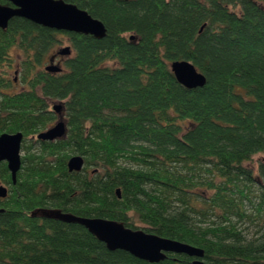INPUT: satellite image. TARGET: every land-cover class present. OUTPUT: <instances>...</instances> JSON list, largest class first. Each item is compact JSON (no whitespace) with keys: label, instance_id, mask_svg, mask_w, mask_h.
<instances>
[{"label":"trees","instance_id":"trees-1","mask_svg":"<svg viewBox=\"0 0 264 264\" xmlns=\"http://www.w3.org/2000/svg\"><path fill=\"white\" fill-rule=\"evenodd\" d=\"M64 1L102 21L106 37L20 17L0 29V136L23 134L16 182L0 164V264H264V163L250 167L264 154V0ZM63 38L75 55L48 73ZM15 50L27 89L12 93L4 68ZM176 61L194 64L206 85L182 86ZM51 101L64 103L68 132L41 141L58 119ZM77 155L85 167L70 172ZM52 211L120 222L204 256L150 263Z\"/></svg>","mask_w":264,"mask_h":264},{"label":"water","instance_id":"water-1","mask_svg":"<svg viewBox=\"0 0 264 264\" xmlns=\"http://www.w3.org/2000/svg\"><path fill=\"white\" fill-rule=\"evenodd\" d=\"M13 6L0 5V29L6 30L13 18L20 17L57 31L92 35L102 39L107 35L104 23L94 18L86 10L67 3L64 0H8ZM131 1V0H122ZM133 39V38H132ZM70 47L61 51V55L69 56ZM177 81L187 89L202 88L206 85V77L188 61H176L171 65ZM47 70L61 72L57 66ZM63 105H55L53 110L57 114L62 112ZM67 124L60 121L52 128L38 135L41 141L53 142L67 135ZM22 142L23 134H3L0 136V164L8 163L9 170L16 182L17 174L22 167ZM70 172H81L85 167V159L80 156L70 158L68 162ZM120 195V191H118ZM8 189L0 186V197L6 198ZM45 215L64 221L84 226L99 241L105 243L110 251L122 250L133 256L150 262L160 263L167 258V253H185L189 256H204V251L193 246L165 239L157 235L146 233L142 230L127 228L124 224L102 218H82L60 211L44 212ZM194 264H208L205 261H196Z\"/></svg>","mask_w":264,"mask_h":264},{"label":"rangeland","instance_id":"rangeland-1","mask_svg":"<svg viewBox=\"0 0 264 264\" xmlns=\"http://www.w3.org/2000/svg\"><path fill=\"white\" fill-rule=\"evenodd\" d=\"M68 47H70V48L72 49L71 44L69 43L68 39H67V38H63V43L60 44L59 47L56 48V49L60 51V50H62V49L68 48ZM56 49H55V50H56ZM55 50H54V51H55ZM54 51H53V52H54ZM53 52H52V53H53ZM52 53H51V54H52ZM74 55H75V51L72 49L71 54H70L69 56H65V57L62 59V65H61V67H62L63 69H64V63H65V61H66L68 58H70V57H72V56H74ZM11 59H14V62L12 63L13 66H12L11 68H10L9 66H6V67L4 68V70L8 72V74H9V76H10L11 78H14V79H15V78H18V81L15 82V86H14V88H13L12 90H10V91H11L12 93H15V92H21V91L27 89V86L23 85L22 81L19 79V74L16 75V74H15V71H16L17 66H19L20 63H21V61H22V53H21L19 50L12 51V58H11ZM47 64L49 65V59H48V63H47ZM59 104L64 105V103L59 102V101H51V102H50V105H51V106L59 105ZM56 116L58 117L56 123H58V122H60V121H64V122L67 124V120H66L67 118H66V113H65L64 109H62V112H61L60 114H57ZM54 125H55V124H54ZM261 163H264V154H260V155L256 156L255 159H254V162L250 164V167H252L255 171H257L258 166H259ZM128 165H131V164H128ZM0 186H2L1 183H0ZM137 224H138L139 227H143V225H141L139 222H138ZM208 224H209V223H208ZM254 230H255L254 228H250V229H248V231H249V237H252V236L255 237Z\"/></svg>","mask_w":264,"mask_h":264},{"label":"flooded vegetation","instance_id":"flooded-vegetation-1","mask_svg":"<svg viewBox=\"0 0 264 264\" xmlns=\"http://www.w3.org/2000/svg\"><path fill=\"white\" fill-rule=\"evenodd\" d=\"M10 3V2H9ZM11 4V3H10ZM0 5H3V4H0ZM4 6H13L12 4L11 5H4ZM59 47V45H57L54 49H52V51H51V53L56 49V48H58ZM63 50V49H62ZM62 50H55L52 54L50 53L49 54V56H48V58H47V60H46V62L44 63V65H43V67H42V69L43 70H45L46 72H48V73H51V74H60V73H62V71H63V68L61 67V65H62V59L65 57L64 55H61V51ZM48 59H49V65L47 64L48 63ZM13 66V64L11 63V64H7L6 66ZM51 66H57V67H59V68H61L62 69V71L61 72H52V71H49V70H47V68H49V67H51ZM19 69H20V65L19 66H17V68H16V71H15V74L16 75H18L19 74ZM15 80V82H17L18 81V78H15L14 79ZM55 106V105H54ZM54 106H52L53 108H54ZM54 111V110H53ZM56 113V112H55ZM57 114V113H56ZM54 124H56V122L54 123ZM54 124H53V126H54ZM53 126H51V128L53 127ZM50 129V128H49ZM2 184V183H1ZM2 186H5L4 184H2ZM5 187H7V186H5ZM169 254H171V253H167V257H168V255Z\"/></svg>","mask_w":264,"mask_h":264}]
</instances>
